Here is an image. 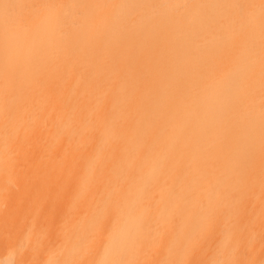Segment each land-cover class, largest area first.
I'll list each match as a JSON object with an SVG mask.
<instances>
[{"label": "bare ground", "instance_id": "1", "mask_svg": "<svg viewBox=\"0 0 264 264\" xmlns=\"http://www.w3.org/2000/svg\"><path fill=\"white\" fill-rule=\"evenodd\" d=\"M0 264H264V0H0Z\"/></svg>", "mask_w": 264, "mask_h": 264}]
</instances>
